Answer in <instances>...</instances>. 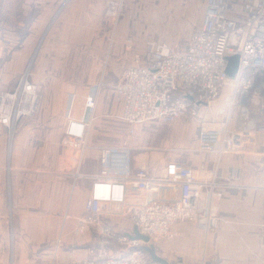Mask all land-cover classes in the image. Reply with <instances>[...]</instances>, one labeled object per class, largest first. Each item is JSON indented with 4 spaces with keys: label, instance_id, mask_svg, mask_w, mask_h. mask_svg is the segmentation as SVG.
<instances>
[{
    "label": "built area",
    "instance_id": "obj_1",
    "mask_svg": "<svg viewBox=\"0 0 264 264\" xmlns=\"http://www.w3.org/2000/svg\"><path fill=\"white\" fill-rule=\"evenodd\" d=\"M233 56L239 57V67L231 79L227 67ZM105 61L98 92L86 98L85 115L68 118L61 144L69 163L63 175L73 181H91L85 212L74 218L73 232L76 238L93 234L95 244L87 259L71 264H153L141 250L144 243L131 238L134 230L151 244L177 238L180 223H194L214 233L222 222L224 187L217 177H200L185 164L184 158L190 155L187 148L175 159L173 151L157 148L165 157H150L139 166L130 149L101 147L100 171L93 176L81 172L105 85ZM30 79L26 71L11 93L0 94V105L9 98L14 101L8 116L0 111V124L9 129L10 124L34 117L42 108L40 91ZM229 83L232 106L240 109V120L245 122L233 129L228 123L200 121L201 152L221 156L253 150L250 147L256 146L259 133L264 132V126L256 129L248 106L264 96V0H205L203 18L184 43L176 48L148 44L143 58L122 71L112 97L121 107L120 122L134 128L169 124L182 118L198 119L201 109H210ZM25 89L30 95L23 93ZM237 176L233 170L229 180ZM114 220L128 221L132 230L121 229Z\"/></svg>",
    "mask_w": 264,
    "mask_h": 264
},
{
    "label": "crops",
    "instance_id": "obj_2",
    "mask_svg": "<svg viewBox=\"0 0 264 264\" xmlns=\"http://www.w3.org/2000/svg\"><path fill=\"white\" fill-rule=\"evenodd\" d=\"M90 5L88 0H0V36L29 37L33 42V37L51 35L52 21L55 20H61L67 26L56 28L55 36H70V29L80 26L75 23L76 20L95 12ZM100 15L104 16L103 9ZM72 34L92 36L96 35V29L81 33L72 31ZM68 45L73 47V41L65 39L62 59H58V70L63 69L60 77L51 75L50 50L43 53L30 73L31 80L42 87L40 112L31 120H23L12 137L0 125L1 264H7L9 260L13 264H71L87 259L95 244L93 234L76 238L73 232L77 223L74 218L85 212L91 181H73L71 176L63 175L66 170L63 160L66 157L60 143L77 97L73 94L77 91H73L65 75L66 60L68 62L72 51ZM31 48L32 44L28 45L23 40L15 50L17 66L14 68L10 62L0 61V91L14 85L16 77L25 67L24 57H32ZM93 50L90 53L96 57L107 53V58L113 49L112 45L106 48L101 45ZM134 52L136 58L145 55ZM106 77L103 87L112 91L114 83L110 80L105 83ZM90 80V84L76 87L81 94L84 92V100L95 95L101 83V77L95 73L90 75ZM53 84L54 87L57 85L54 89ZM60 84L63 86L62 94L59 92ZM61 96L63 102L58 104ZM104 96H107L110 108L105 116L112 119L116 115L119 117L120 105L114 102L110 93L103 92L99 97L95 120L103 118L97 110ZM211 110L214 113L217 108L214 106ZM259 134L256 146L250 147L253 150L221 156L199 151L198 140L192 143L189 157L184 158L185 164L200 177H217L224 187L220 209L222 222L214 233H206L194 223L177 224L180 235L174 240L160 242L158 247L160 256L170 264H264V132ZM94 145L96 143H90L81 169L87 176L98 173L96 160H99V154L91 151ZM151 150L147 157L157 156L154 153L156 149ZM233 170L238 171V176L229 180ZM9 216L12 217L9 225L14 228L12 237L8 234ZM128 223L126 220H114V224L121 229L132 230V225Z\"/></svg>",
    "mask_w": 264,
    "mask_h": 264
},
{
    "label": "rangeland",
    "instance_id": "obj_3",
    "mask_svg": "<svg viewBox=\"0 0 264 264\" xmlns=\"http://www.w3.org/2000/svg\"><path fill=\"white\" fill-rule=\"evenodd\" d=\"M88 1L91 4L90 7H94L93 9H95V12L84 14L81 19L76 20L75 23L80 24V26L77 28L74 26L72 30L70 29V36H55L56 28L67 27L61 20L52 21V25L54 27L51 30L53 32L51 35L33 37V42L31 40L32 38L29 39V37L21 38L0 36V61L10 62L13 68L17 66V62L14 57V54L16 53L15 50L19 48V46L23 43V40H25L28 45L32 44V57L30 59L24 57L25 67H23V70L21 71L22 73L16 77L14 85L10 86L5 91H0V94L11 93L16 88L22 74L26 71L30 74L34 64L36 65L43 53L49 50L52 54L51 69L53 72L51 75L56 78L60 77V75L63 74V69L58 70V59H62L65 39L71 40L74 45L73 47L68 45V49L71 48L72 51L68 57V62L66 60V65L67 63L68 65L66 67L65 75L67 80L71 82L73 91H77V93H73L76 94L77 97L73 101V109L70 111L71 115H69L67 119L69 117L79 119L84 115L86 98L84 100V92L81 94L76 87L81 84H90V75H93L94 73L98 74V77H100L101 67L102 65L104 67V63H106L105 60L108 59L105 71V75H107L105 83H108L110 80L109 82H113L114 85H116L122 71L131 67L135 59H137V54L134 51L139 53V55H144L148 44H166L172 48L182 45L191 32L200 24L205 10V0ZM101 9L104 11L103 17L100 15ZM95 13L96 16H94ZM90 18L96 20H90ZM93 23H96V25L94 26ZM94 28L96 29V35L85 36V34H72V31H78L81 33L82 31H88ZM37 38L38 41L36 40ZM19 41H21V43H19ZM101 45L103 48L112 45V49L117 51L115 52L114 50V55H112L113 50L112 53L110 51V55L107 56V58L105 56L107 53L98 55V57L90 53L91 51H94V47L100 48ZM39 50L41 51L38 54ZM31 59L32 61H30ZM35 59L36 61L34 62ZM7 78H9V76ZM54 85L55 84H53V89L57 87V85L55 87ZM37 87L40 91L39 94L43 97L42 87L38 85ZM226 88H229L228 92H225ZM226 88L224 89L221 98L211 104L210 110L206 108L201 109V115L198 119L182 118L169 124L155 122L142 127L137 126L135 128L124 122H120L122 121L120 116L118 117L116 115L118 118L115 116L113 119L105 116L108 114L110 108L108 107L107 96H104L103 102L101 99L97 110L99 111L98 114H101L103 118L102 120H95L94 118L95 121H93L90 130L89 146L90 143H96L91 151L98 155L101 147L130 149L132 152L131 157H133L135 163L139 166L147 162L150 157L152 159H158L161 156L165 157L164 154H160L162 152L155 151L154 153L157 156L150 155L147 157V154L151 153V149L153 152V150L157 148H167L169 152L173 151L171 157L178 156L182 154V150H185L186 148L190 149L192 143L195 140H198L200 127L199 121L210 123L215 120L216 122L222 124L228 123L229 127L233 129L238 128L241 123L245 122L244 119L240 120V109L232 105L230 106L229 100L232 97V88L230 83L226 86ZM59 89L60 94H62V84L59 85ZM103 92L108 94L110 93L111 97L113 95V91H111V89L109 90L108 87H103L102 93ZM51 93H53V90H51ZM62 98V96L58 98V104H62ZM101 104H103V107ZM214 106L217 108V110H213L215 114L211 113V109ZM248 106L252 111L251 120L253 121L256 129L263 127L264 96L261 98L256 97L255 104L250 103ZM1 107L4 110L8 107V105L2 101L0 109ZM32 118L34 117L21 119L15 126L14 124H10V129L2 124L0 125L5 127L7 131L11 133L10 136L12 137L13 132L17 130L23 120H31ZM252 121L248 122L252 123ZM131 129L135 130L134 134L130 133ZM179 132L183 134H177ZM63 138L64 137H62V140ZM60 144H62V141ZM86 151L88 152V150ZM63 162L64 168H68L67 165L69 163L66 158ZM96 163L98 165L99 172L101 169L99 160H96ZM11 216H9L8 219L9 237H12V233L14 232V228L9 225L10 219L12 220ZM128 224H126V226L131 228ZM159 244L160 242L155 244L153 243L158 254ZM7 264H13V261L9 260L7 261Z\"/></svg>",
    "mask_w": 264,
    "mask_h": 264
},
{
    "label": "water",
    "instance_id": "obj_4",
    "mask_svg": "<svg viewBox=\"0 0 264 264\" xmlns=\"http://www.w3.org/2000/svg\"><path fill=\"white\" fill-rule=\"evenodd\" d=\"M238 67V56L228 58L227 74L229 78L233 79L236 76ZM131 238L144 243V245L141 247V250L148 254L153 264H170L168 260L158 254L155 245L150 243V239L147 236L142 235L137 229L134 230V235L131 236Z\"/></svg>",
    "mask_w": 264,
    "mask_h": 264
},
{
    "label": "bare ground",
    "instance_id": "obj_5",
    "mask_svg": "<svg viewBox=\"0 0 264 264\" xmlns=\"http://www.w3.org/2000/svg\"><path fill=\"white\" fill-rule=\"evenodd\" d=\"M23 93L26 94L27 96L30 95V91L28 89L23 90ZM12 100H13V98H9L8 101L3 100V102L6 103L8 105V107H6L4 110L2 109V107L0 109V111L4 112L7 116L9 115L8 110L11 109L12 104L14 105V101H12ZM229 103H230V106H231L232 103H233L232 97L230 98Z\"/></svg>",
    "mask_w": 264,
    "mask_h": 264
}]
</instances>
